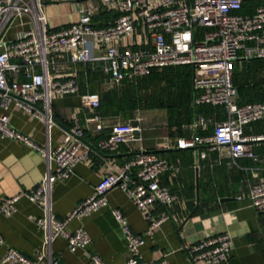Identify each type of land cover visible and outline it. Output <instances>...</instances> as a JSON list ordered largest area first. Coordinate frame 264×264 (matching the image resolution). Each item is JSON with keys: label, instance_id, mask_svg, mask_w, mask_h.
<instances>
[{"label": "built area", "instance_id": "obj_1", "mask_svg": "<svg viewBox=\"0 0 264 264\" xmlns=\"http://www.w3.org/2000/svg\"><path fill=\"white\" fill-rule=\"evenodd\" d=\"M51 0H0V137L19 141L40 153L45 160V174L40 183L25 196L38 203L44 217L35 220L43 230V247L34 259L8 247L0 257V264H39L46 257L49 245L56 238L66 240L70 251L85 250L91 243L87 231L79 226L67 229L73 218L90 215L108 203L107 193L113 187L123 190L133 204L145 213L148 225L142 235L135 234L126 216L118 208L112 215L118 223L126 244V264H169L166 258L145 260L140 248L166 216L152 218L153 204L171 205L177 198L159 177L166 171L177 173L179 166L171 165L153 151H139L114 172L104 174L92 193L76 204L62 219L50 214V194L53 183L66 179L73 167L86 159L92 151L84 140V130L78 124L65 131L63 142L51 149L13 128L9 122L11 105L43 121L46 128L54 123L50 99L54 94L78 92L76 77L62 73L69 64L102 61L107 72V84L117 85L124 79L133 80L148 75L154 68L187 65L192 68V104L221 106L224 118L213 120L198 114L185 125L192 131L187 137L176 139L179 149H191L196 160L206 153L200 146H209L226 153L232 159L240 156L253 158L255 142L263 134H246L244 127L264 120V101L239 104L232 81L235 63L253 58H264V3L252 13H241L248 0H101L103 8H114L117 15L104 25H95L92 17L97 9L91 5H76L78 18L67 26L52 29L42 9ZM26 16L29 26L18 31L16 38L3 41L2 34L16 17ZM136 34L134 45L122 47L124 36ZM62 53L66 61L60 60ZM82 103L97 110V92L81 95ZM95 129L107 128V133L96 143L102 151L114 152L123 143L141 144V117L115 121L107 125L96 112L87 118ZM211 133L195 134L193 131ZM167 147V145H164ZM197 166V164H196ZM19 194L0 203V215L16 212ZM255 209L264 208V181L252 184L245 195ZM4 239L0 234V246ZM233 237L228 232L204 237L183 249L191 260L206 264H220L228 258ZM93 264H104L96 253H88Z\"/></svg>", "mask_w": 264, "mask_h": 264}, {"label": "crops", "instance_id": "obj_2", "mask_svg": "<svg viewBox=\"0 0 264 264\" xmlns=\"http://www.w3.org/2000/svg\"><path fill=\"white\" fill-rule=\"evenodd\" d=\"M50 3L52 1L45 2L42 9L52 29L75 22L78 18L77 4L91 5L97 9L92 17L95 25H104L117 15L114 8H103L101 0H60L56 3L70 7L68 13L61 14L56 12L54 6L63 5L47 6ZM28 26L29 19L26 16L14 18L2 34V40L15 39L18 31ZM136 40V34L127 35L122 38L121 45L136 47ZM2 49L0 45V51ZM66 58L65 53L59 57L63 61ZM72 74L76 77L78 92L51 96L54 123L49 129L43 121L14 105L7 111L13 128L40 144L47 143L51 149L63 142L64 132L74 124L84 130V140L92 151L73 167L69 177L53 183L50 194V214L53 218L62 219L68 215L78 202L92 193L104 174L114 172L139 151H153L166 158L171 165L179 166L180 170L177 173L169 170L159 177L160 184L167 186L177 198L168 206L153 204L149 207L152 218L166 217L145 236L140 248L143 258L158 260L164 257L169 264H206L202 260H191L183 246L204 237L228 232L233 237V244L228 258L220 264H264V208L255 209L246 199H237L238 195H245L252 184L264 181V139L255 142L253 158L240 156L232 159L226 153L205 145L200 146L199 150L204 151L206 156L196 160L193 150L175 146L177 138L192 134L185 125L193 119L183 123L181 130H178L168 127L167 112L163 108H137L131 114L125 111L100 114L85 106L81 95L119 90L122 81L117 85H108V74L102 61L69 64L62 75L67 77ZM94 112L101 116L104 125L141 117V144L123 143L114 152L97 149L96 143L106 135L107 128L97 131L95 123L87 121ZM203 115L213 120L224 118L222 108ZM261 128V131H256L249 124L244 127V132L264 135V126ZM211 131L209 127L206 131L197 130L193 133ZM45 170V160L38 151L19 141L0 137V203L5 198L20 195L15 203L16 212L11 216L0 215V234L4 239V244L0 246V257L8 247L31 259L42 250L43 230L36 225L35 220L44 217L45 213L25 193L40 183ZM107 200L106 206L88 216L73 218L67 224L69 231L79 226L87 231L91 243L85 250L70 251L66 240L59 237L50 243L46 257L39 264H55L57 261L63 264H93L88 253L98 254L104 264H126L125 239L112 215V209H120L131 230L138 235L143 234L148 220L145 213L118 187L108 191Z\"/></svg>", "mask_w": 264, "mask_h": 264}, {"label": "trees", "instance_id": "obj_3", "mask_svg": "<svg viewBox=\"0 0 264 264\" xmlns=\"http://www.w3.org/2000/svg\"><path fill=\"white\" fill-rule=\"evenodd\" d=\"M261 3L264 0H248L243 3L240 12L252 13L255 6ZM232 81L239 104L264 101V58L236 62ZM96 92L100 95L97 108L100 114H115L118 111L131 114L137 108H163L167 112L168 127L178 130L196 115L220 111L222 108L192 104L195 91L192 87V68L187 65L154 68L148 75L133 81L124 79L119 90ZM250 125L256 131H261L264 120L251 122Z\"/></svg>", "mask_w": 264, "mask_h": 264}, {"label": "rangeland", "instance_id": "obj_4", "mask_svg": "<svg viewBox=\"0 0 264 264\" xmlns=\"http://www.w3.org/2000/svg\"><path fill=\"white\" fill-rule=\"evenodd\" d=\"M52 1V3H50V4H47V6H53V5H63V6H60V7H58V6H54L55 7V9H56V12H58L59 14H61V13H68L69 12V10H70V7H69V5H67V4H57L56 2H58V1H60V0H51ZM56 12L54 13V14H56ZM159 125H161V123H158Z\"/></svg>", "mask_w": 264, "mask_h": 264}, {"label": "water", "instance_id": "obj_5", "mask_svg": "<svg viewBox=\"0 0 264 264\" xmlns=\"http://www.w3.org/2000/svg\"><path fill=\"white\" fill-rule=\"evenodd\" d=\"M47 2H51V1H47ZM55 264H63L61 261H57L55 262Z\"/></svg>", "mask_w": 264, "mask_h": 264}]
</instances>
